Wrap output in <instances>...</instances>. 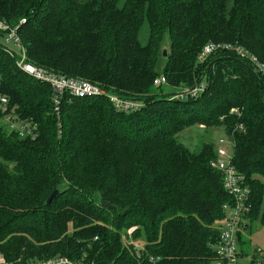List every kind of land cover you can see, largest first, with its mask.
Segmentation results:
<instances>
[{"label": "trees", "instance_id": "obj_1", "mask_svg": "<svg viewBox=\"0 0 264 264\" xmlns=\"http://www.w3.org/2000/svg\"><path fill=\"white\" fill-rule=\"evenodd\" d=\"M23 19L31 62L144 106L124 113L106 97L65 94L57 112L51 86L0 49V94L38 125L35 139L22 138L0 112V264H210L232 202L212 166L207 135L219 127L251 187L248 228L264 222V73L234 51L197 59L215 42L264 63V0H0V20ZM161 75L168 83L155 86ZM202 81L199 97L175 98ZM194 126L207 133L191 149L179 134Z\"/></svg>", "mask_w": 264, "mask_h": 264}, {"label": "built area", "instance_id": "obj_2", "mask_svg": "<svg viewBox=\"0 0 264 264\" xmlns=\"http://www.w3.org/2000/svg\"><path fill=\"white\" fill-rule=\"evenodd\" d=\"M12 25L8 21L0 20V49L14 60L16 68L33 78L45 83L52 88V100L55 110L60 111L61 101L65 94L77 98L106 97L117 111L132 113L141 110L144 102L138 99L122 97L110 93L100 85L83 78L67 76L51 69L36 65L30 61L28 49L23 43L20 33L21 23ZM236 52L241 58L249 60L254 66L264 73V63L257 56L250 53L240 45L230 43H207L199 53L197 59L203 63L211 54L218 50ZM1 80V73H0ZM167 78L163 75L154 80L155 86L167 84ZM206 90V82L202 81L193 87L182 89L175 98L186 99L199 97ZM0 112L2 122L11 132H16L22 138L35 139L38 136V125L32 119L19 118L12 113L9 107V99L0 94ZM221 146L217 148V158L212 163L213 167L223 174V187L232 197V202L224 205L225 215L218 221L220 236L214 244L216 258L210 264H264V255L261 251L248 256L247 259L239 250L238 234L246 230L250 225L249 214L252 209L251 187L247 184L244 175L237 172L234 164V138L225 132V138L219 139ZM232 149L229 152L226 148ZM133 229L129 231L132 232ZM140 249L142 247H137ZM0 258V262H3ZM151 264H159L158 259L151 258ZM31 264H88L83 260L72 259L67 256H55L47 259H37Z\"/></svg>", "mask_w": 264, "mask_h": 264}, {"label": "rangeland", "instance_id": "obj_3", "mask_svg": "<svg viewBox=\"0 0 264 264\" xmlns=\"http://www.w3.org/2000/svg\"><path fill=\"white\" fill-rule=\"evenodd\" d=\"M124 1L120 0V3L123 4ZM144 39L145 34H143L142 40L144 41ZM163 68L164 63H160L159 71L162 72ZM225 132L223 127L214 128L208 133L207 137H210L215 143L216 148H218L221 146L219 139L221 137L225 138ZM206 133L204 127L194 126L182 131L179 134V140L187 147L194 149L201 142V139L203 140L204 134ZM226 148L229 152H232L229 146H226ZM135 245L137 247H143V242L135 240ZM239 250L244 253L245 259L259 251L264 255V222L257 220L252 224L250 229L247 228V230L242 231V241L239 243Z\"/></svg>", "mask_w": 264, "mask_h": 264}, {"label": "water", "instance_id": "obj_4", "mask_svg": "<svg viewBox=\"0 0 264 264\" xmlns=\"http://www.w3.org/2000/svg\"><path fill=\"white\" fill-rule=\"evenodd\" d=\"M164 56H166V49H164ZM58 190H55L50 196H49V198L47 199V203H50L56 196H57V194H58ZM101 203L103 204V205H105L106 207H115V206H113V205H111L110 203H108V202H106L104 199H101Z\"/></svg>", "mask_w": 264, "mask_h": 264}, {"label": "crops", "instance_id": "obj_5", "mask_svg": "<svg viewBox=\"0 0 264 264\" xmlns=\"http://www.w3.org/2000/svg\"><path fill=\"white\" fill-rule=\"evenodd\" d=\"M243 253V252H242ZM244 254V253H243Z\"/></svg>", "mask_w": 264, "mask_h": 264}]
</instances>
